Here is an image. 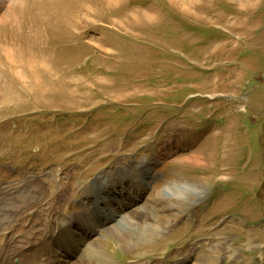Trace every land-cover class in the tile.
<instances>
[{"label": "rangeland", "instance_id": "rangeland-1", "mask_svg": "<svg viewBox=\"0 0 264 264\" xmlns=\"http://www.w3.org/2000/svg\"><path fill=\"white\" fill-rule=\"evenodd\" d=\"M138 164L144 191L100 190ZM39 177V197L3 198ZM10 203L17 219L40 209L2 250L34 245L46 209L98 205L116 220L90 230L97 254L84 246L78 264H264V0H0Z\"/></svg>", "mask_w": 264, "mask_h": 264}, {"label": "bare ground", "instance_id": "bare-ground-1", "mask_svg": "<svg viewBox=\"0 0 264 264\" xmlns=\"http://www.w3.org/2000/svg\"><path fill=\"white\" fill-rule=\"evenodd\" d=\"M19 78L21 79L20 76ZM147 164L150 165L151 163H147ZM145 166L146 164H143L142 166L139 165L137 167L135 166L132 167V165H130L129 175L127 176V178L119 175L117 176L119 177V179H115L116 177L113 176L114 174L112 175L113 177L110 176L112 178L110 177L107 179L102 178L103 180L101 181L99 178L98 184H100L99 187L100 190H103L104 193L108 194V192L111 191L109 187L113 185L114 188L112 189H115V187L117 188L120 185H124L125 187V185L128 184V182H133L134 186L132 187L135 192L138 189L144 191V188H141V184H143V186H146L144 184H148V182H145L144 181L145 179L143 181H140L138 178L140 179L142 177L147 178L145 177L148 174L145 170ZM130 169H132V174L130 173ZM141 170H144V172L141 174L137 173V171H141ZM125 175H127V173H125ZM39 179L35 178L34 180L24 182V184L20 188L16 189V191L11 189L10 191L4 193L3 198L8 197L9 200H13L12 197L17 196V199L14 200L16 203H18L20 202L19 199H22L23 197L24 200H26L27 202L29 200H33L39 197L40 195L44 194L43 191L41 190V186L44 184V181H42L40 177ZM32 182L36 185V187L32 186ZM164 193L166 196H172L169 191L168 192L165 191ZM63 198H65V195L63 196ZM10 204H11L10 207H5V208L0 207V236L5 238H9V236H11L12 234V230L8 229L9 224L18 223L30 214L31 216L35 214L32 217L35 220L37 218V211L40 209V207H37L38 208L37 210L35 209L30 210L26 213L24 217L17 219L20 214L18 212L19 209L16 206L15 207L12 206V203ZM101 204L102 203H100V205ZM36 205L38 206V204ZM135 205H136V201L130 200L126 204L123 203L122 207H124V210L127 211L131 209V207H134ZM97 209H98V205H95L92 209H90L87 206V208H84L79 214L70 216V215H63L58 211H55L57 209L54 208L53 210L59 216H54L53 218H51V220H50V214L53 212H51L50 209H46L48 210L46 213V220L48 224H46L45 234H40V238L34 245H25L23 249L26 250H23L21 252L13 248L10 249V247L8 250L0 249V264H60L61 262H63L62 261L63 259L66 261L65 263L62 264H78L76 259L81 253L82 248L84 246H87L86 242L88 243L92 242V241L89 242L90 238L87 237L88 235L91 234L90 230H93L92 233L97 234L99 228L104 227L109 222L111 221L113 222L116 220L115 217H116V213L118 212L109 213L108 216H97L96 214ZM111 214L114 215L113 218H110ZM99 217L101 218L100 220H98ZM85 218H91V220L85 222ZM93 219L95 220V224L92 226ZM73 226L79 227V229L75 231L73 230ZM118 231L120 230L117 231L115 230L114 232L115 235H117ZM87 232L89 233L86 235ZM77 233L79 236L76 235ZM81 235L83 236L81 237ZM121 236L122 235L120 236L117 235V237H121ZM90 246L88 245L87 248H89L93 254H97L95 248H90ZM92 253L90 252V256H93ZM100 257L94 258L95 260L94 264H114L113 262L106 261L105 259ZM185 258L186 257H184L183 260L187 261L188 259ZM181 262L183 263V261Z\"/></svg>", "mask_w": 264, "mask_h": 264}]
</instances>
